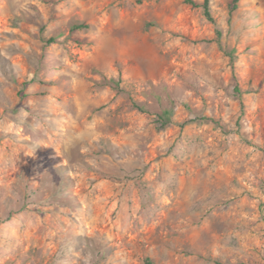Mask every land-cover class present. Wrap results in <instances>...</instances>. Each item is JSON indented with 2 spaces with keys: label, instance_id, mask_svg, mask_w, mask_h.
Masks as SVG:
<instances>
[{
  "label": "rangeland",
  "instance_id": "rangeland-1",
  "mask_svg": "<svg viewBox=\"0 0 264 264\" xmlns=\"http://www.w3.org/2000/svg\"><path fill=\"white\" fill-rule=\"evenodd\" d=\"M231 2L0 0V264H264V0Z\"/></svg>",
  "mask_w": 264,
  "mask_h": 264
},
{
  "label": "trees",
  "instance_id": "trees-1",
  "mask_svg": "<svg viewBox=\"0 0 264 264\" xmlns=\"http://www.w3.org/2000/svg\"><path fill=\"white\" fill-rule=\"evenodd\" d=\"M239 1L240 0H232L231 4L229 5V9H230L231 14L234 13L238 9ZM184 2L188 5H191L192 7L202 8L206 18L209 21L214 22V19H213L212 14H211V0H203L201 2H198L196 0H184ZM87 28H88V25L79 24V25H75L72 28V31L83 30V29H87ZM218 34L220 35V33H218ZM54 41H55V39L49 40V42H54ZM111 83L114 84L116 87H118V84L120 83V81L119 80L118 81L112 80ZM236 90L238 92L237 88H236ZM157 118H158V123L161 124V127L166 128L169 124H171L173 122L172 121L173 120L172 119L173 118V110L166 109L162 113L158 114ZM199 121H202V122L213 121L216 123V121H214V119L207 118V117L200 118ZM193 122H197V120L188 121V123H193ZM216 124H218V123H216Z\"/></svg>",
  "mask_w": 264,
  "mask_h": 264
}]
</instances>
